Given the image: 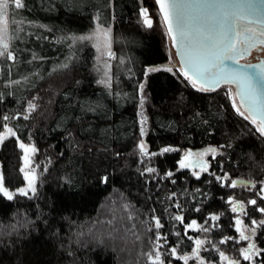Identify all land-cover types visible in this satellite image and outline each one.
<instances>
[{"label":"trees","instance_id":"trees-1","mask_svg":"<svg viewBox=\"0 0 264 264\" xmlns=\"http://www.w3.org/2000/svg\"><path fill=\"white\" fill-rule=\"evenodd\" d=\"M23 3L7 15L15 59L0 56V131L9 123L16 133L0 144V170L5 187L25 183L21 139L35 146L39 176L34 194L0 193V264H152L155 251L185 264L171 249L193 255L202 237L206 262L189 264H220V253L264 264V135L234 108L226 84L202 91L181 73L150 71L169 60L156 1ZM96 24L111 29L106 83L91 41L78 39ZM204 148L215 149L207 171L180 167L183 151ZM237 178L252 183L232 187ZM229 198L245 204L243 217ZM237 217L255 227L253 263L239 252L247 241L237 240Z\"/></svg>","mask_w":264,"mask_h":264},{"label":"water","instance_id":"water-1","mask_svg":"<svg viewBox=\"0 0 264 264\" xmlns=\"http://www.w3.org/2000/svg\"><path fill=\"white\" fill-rule=\"evenodd\" d=\"M155 1L157 3V0ZM168 2L171 3L172 0H168ZM175 2L180 5L177 11L183 23V36L178 31L176 19L171 12L169 16L172 32L169 34V24L164 21V13L161 11L160 4L157 3V6L183 72L193 75L191 65L196 62H203L211 65L213 71L217 69L226 70L237 76L245 73L256 74V95L260 103L264 105V80H261L259 75L264 72V59L254 62L241 61L257 45H264L262 43L264 36L260 35L261 32H264V0H175ZM224 4L237 7H213L214 5ZM248 4L255 6L254 14H247L246 6ZM241 13L245 15V18L234 19L233 14ZM246 28L254 29V33H246L252 38L244 44H237V47L243 53L237 58L239 63L235 60H224V49L220 41L228 37L235 39L236 31L244 32ZM173 37L176 38L175 43L173 42ZM249 65L254 67L250 68L248 67ZM197 83L207 88L217 87L211 82L204 83L198 80ZM224 83L229 82L221 81L219 85ZM229 84L233 85L234 94L240 109L251 120L255 119L260 127V115L249 111V99L246 95L245 83L239 79H231ZM187 153L192 154L190 157L195 154V152L193 153L190 150ZM185 156H183V159ZM193 157L189 168L201 169L205 165L207 167L205 159ZM234 180L237 181L236 185L249 184L248 180L245 179L237 178Z\"/></svg>","mask_w":264,"mask_h":264},{"label":"snow or ice","instance_id":"snow-or-ice-1","mask_svg":"<svg viewBox=\"0 0 264 264\" xmlns=\"http://www.w3.org/2000/svg\"><path fill=\"white\" fill-rule=\"evenodd\" d=\"M157 3L160 4L161 6V11L164 13V21L166 24H169V34H171L172 32V27L170 24V12L171 14L175 17L176 19V25H177V29L180 32L181 36H183L184 32H183V23L181 21V18L178 14V8L180 7V5H178L175 0H172L171 3L168 2V0H157ZM15 7V9H21L24 7V3L23 0H0V56H7L8 60H14V56L13 53L11 51H9V44L7 42L4 41V34L7 32V23H6V17L8 15V10L11 6ZM213 7H224V8H228V7H237L235 5H214ZM246 11L247 14L251 15L254 14L255 12V6L252 4H248L246 6ZM141 15L146 17V11L142 10L141 11ZM234 15V19L239 20V19H243L245 18V15L243 13L241 14H233ZM145 23L148 24V26H151V21L148 20L147 18H145ZM98 31L102 32L103 35L106 37L108 35V30H104V29H100L98 26ZM246 33H254V29L251 28H246L244 32H240V31H236V35H235V39L228 37L226 39H222L220 41V44L222 45L223 49H224V56L223 59L224 60H235L237 63H239V60L237 59L239 56H241L243 53L240 51V49L237 47V44H244L246 42H248L252 37L246 35ZM261 36H264V32L260 33ZM90 37H79L78 39H89ZM175 37H173V42L175 43ZM262 43H264V41H262ZM248 67H254L252 65H249ZM191 70L193 72V75H189L188 72H185L184 75L193 82V86H196L198 80L199 81H203L204 83H208L211 82L217 86H219L221 81H225V82H231V79H239L240 81H243L246 85V95L249 99V111L250 112H256L260 115V127H259V132L261 133V135H264V105H262L260 103V101L258 100V97L256 95V74H241L239 76H237L236 74H233L231 72H228L226 70H220L217 69L215 71L212 70V66L203 62H196L193 63L191 65ZM150 71H155V69H150ZM260 79L264 80V72L260 73ZM195 77V78H194ZM231 77V79H230ZM15 83H19V81H15ZM101 83H105V81H101ZM143 87V85H141V88ZM202 91H207V88L201 87ZM235 107V104L233 105ZM35 105L31 104L29 105V108L32 109L34 108ZM238 112L240 111L239 108L236 109ZM241 115H243V113H240ZM27 118V117H25ZM5 120L8 119V117H4ZM254 124L256 123V120L253 119L252 121ZM143 132V129L141 130ZM7 132L9 135H15V133L12 131V129L8 128ZM4 137L0 136V140H3ZM20 147L23 148L25 150V164H28V157L27 154L29 152H35V148H27L25 147V145L23 143L20 144ZM141 150V152L145 155H147V150L145 148V146L143 145V143H141L138 146ZM163 151L167 152L170 151V149L165 148L163 149ZM211 151L213 153H215V149H206L205 152L203 153H199L198 155L203 156L204 154H206V152ZM152 155H155V153H152ZM192 154L191 153H187L185 158L183 160L180 161V167L181 168H186L189 166V164L186 162L188 157H190ZM202 171H207V167L202 166L201 167ZM21 171H24V169L22 168ZM147 172H154L155 169L152 168H148L146 169ZM35 170H32V175H29V173L25 172V178L28 181L27 184V188H20L17 190L19 195H23V196H27L28 195V190H30L33 194L36 192V188H35V180L36 177L34 175ZM167 175H171V173H168ZM198 175V174H197ZM226 178V174L224 177H217V179H225ZM249 184H251V181H248ZM237 184V181L233 180L231 182V186L235 187ZM260 192H264V187H262L260 189ZM0 193L3 194V196L7 197L8 200H12L13 199V193L10 192L3 184V180L2 178H0ZM257 195H259V193H257ZM229 201L233 204L232 207V211L236 212L237 211V204L235 201L232 200V198H229ZM249 204L255 205L256 204V200H249L248 201ZM260 212H264V208H260L259 209ZM131 218V217H129ZM154 220H156V228H160V222L158 219H156L155 217H153ZM176 220H181L182 217L180 216H176L175 217ZM211 219L216 220L218 219V217L216 216H212ZM252 223L255 225L257 222L256 221H252ZM236 224H237V231L241 232L240 235V239L241 240H247L249 239L248 235H245L243 231H241L240 225L242 224V221L239 219V217H237L236 219ZM261 225H264V221L260 222ZM196 221H192L191 224L187 225V227L191 228V227H196ZM203 231H208L207 228H203ZM254 231V230H253ZM159 239V237H158ZM224 241H221V243H223ZM203 242L200 240L196 241V245L197 248H199V246L202 244ZM157 247H159V245H157ZM254 248L253 244H249L247 249H241V255L243 256L244 260H250L251 256H250V250H252ZM197 252V249H193V255H195ZM171 253L172 255L176 254V249L172 248L171 249ZM221 259H227L223 253H220ZM148 259L152 262V264H163V261L161 260V253L159 251H155V254L153 256L152 253L148 254ZM180 259L185 260V262H187L188 257L186 256H182L180 257ZM229 264H239V261H229Z\"/></svg>","mask_w":264,"mask_h":264},{"label":"rangeland","instance_id":"rangeland-1","mask_svg":"<svg viewBox=\"0 0 264 264\" xmlns=\"http://www.w3.org/2000/svg\"><path fill=\"white\" fill-rule=\"evenodd\" d=\"M142 10H145V8H142ZM141 11H140V17L142 18V20L144 21L145 23V18H147L148 20H150L152 22V19L148 16V13L146 11V17L141 15ZM6 23H7V32L4 34V41L7 42L10 46V39H9V33H8V17H6ZM146 24V23H145ZM148 25V24H147ZM98 26L100 29H104V30H108V35L105 37L103 35L102 32L98 31ZM110 28L108 27H104V26H101V25H98L96 24L95 26L92 27V29L88 32V34L86 35V37H90L89 40L91 41L92 45L94 46V49H95V64H96V69H97V72H98V76H100V79L101 81H105V83L109 80V72H110V68H111V59L113 57V52H112V49H111V44H110ZM168 46H169V60L166 64H161V65H158L154 68H151V69H158V68H164V69H167L169 71H172V72H177V73H180L182 70H181V67L179 65V62H178V59L176 57V54H175V51L170 43V40L168 42ZM2 50V49H0ZM10 51V49H9ZM254 57V53L252 52L251 53V56L250 58L253 59ZM198 89H201L199 86H194ZM226 90L229 94V97L231 99V102L232 104L234 105L235 104V109L239 108V112L243 113L244 112L240 109V107L238 106V103H237V100H236V97H235V94H234V90L232 88V86L230 85H226ZM145 121H146V118L144 117L142 111H140V122H141V125H142V129H144V125H145ZM257 128L259 129V124L258 123H255ZM10 128L12 129V131L15 133V130L12 128V126L9 124V123H5L4 124V127L3 129L0 131V136H3L4 139L8 136H10L7 132V129ZM16 135V133H15ZM3 139V140H4ZM3 140H0V144ZM19 141V145L21 143H23L25 145V147L27 148H35V146L32 144V143H29V142H24L22 141L21 139H18ZM141 144V143H140ZM144 145V143H143ZM145 146V145H144ZM146 150H147V147L145 146ZM22 151H23V154H22V168L24 169L23 173H24V177H25V172L29 173V175H32V170L34 169L35 172H34V175L36 177V180H35V184H36V181L38 179V170H37V165L35 164L34 162V159H33V155H34V152H29L27 154V157H28V164L26 165L25 164V150L23 148H21ZM206 149H213V148H204L202 149L199 153H203L205 152ZM148 153V151H147ZM198 153V154H199ZM185 154V151L182 152V155ZM197 154V155H198ZM215 153L211 152V151H208L206 152V154H204L203 156H200L198 155L200 158H204L206 160L209 161V158L210 156L214 155ZM149 156H151L150 153H148L147 155L143 154V157L144 158H148ZM188 170H191L192 172H201L200 169L198 168H188ZM0 178H2V174H1V170H0ZM3 180V179H2ZM27 184H28V181L26 180L25 178V183L17 188H14V189H10V188H7L10 192L13 193V195L15 193H18L17 190L20 189V188H27ZM28 193H32L30 190H28ZM240 204V208L238 210V212H240L241 210H243L245 208V204L244 203H239ZM240 217H243L245 215V211L243 212H240ZM243 219V218H242ZM242 221V224L240 225V228H241V231L244 232L245 235H248L249 236V239L247 240H244L246 243L243 245H241L240 249H239V252L241 254V249H247L248 248V243H252L254 245V248L252 250H250V256H251V259L249 260L250 262H254L255 261V258L257 257V254H258V251H259V247L254 243V238H253V235L255 233L254 230V226L252 225H248L244 219L241 220ZM238 232V237H237V240H241L240 239V235H241V232L240 231H237ZM202 241L203 243L199 246L198 248V253H196L195 255H186V257H188L187 259V262H185V260H183L185 262V264H189V259H191L192 257H194L198 262H206L205 259L200 256L199 252L201 250V248L203 247L204 245V241H205V238L202 237V239L200 240ZM224 254V253H223ZM176 256H180L182 257V255H178L177 253L175 254ZM173 255V256H175ZM224 256L227 258V259H221V256L220 257V264H229V261H239L240 263V258H238L236 256L235 253H232L231 254H224ZM162 258V257H161ZM162 260V259H161ZM163 264H168V263H164Z\"/></svg>","mask_w":264,"mask_h":264},{"label":"flooded vegetation","instance_id":"flooded-vegetation-1","mask_svg":"<svg viewBox=\"0 0 264 264\" xmlns=\"http://www.w3.org/2000/svg\"><path fill=\"white\" fill-rule=\"evenodd\" d=\"M254 53V57H253V59H251L250 58V56H251V53ZM260 59H264V45H257L255 48H253L251 51H250V53H249V55L248 56H246V57H243L242 59H241V61H245V62H254V61H258V60H260ZM179 62V61H178ZM179 65H180V63H179ZM180 67H181V65H180ZM181 70H182V67H181ZM181 74H183L184 75V72H183V70L180 72ZM185 76V75H184ZM197 84H199V85H202V84H200V83H197ZM230 85V86H232V88H233V85L232 84H229V83H224V84H221V85ZM221 85H219V86H221ZM202 86H204V85H202ZM218 86V87H219ZM226 87V86H225ZM217 88V87H216ZM234 89V88H233ZM244 114H245V116L247 117V118H249L248 116H247V114L244 112ZM250 119V118H249ZM251 120V119H250ZM251 121H253V120H251ZM202 149H197V150H195V151H192L193 153L195 152V154H193V156H195V158H200L197 154L201 151ZM185 156V155H184ZM192 156V157H193ZM192 157H190V158H188L187 159V163L189 164V166L191 165V163H192V159L194 158H192ZM202 159H204V158H202ZM181 160H183V156H182V159ZM206 160V159H205ZM206 162H207V168H208V165H209V161L208 160H206ZM189 166L188 167H186V169H188L189 168ZM191 168V167H190ZM199 169V168H198ZM201 170V169H200ZM239 204V203H238ZM239 208H240V205H237V212H238V210H239Z\"/></svg>","mask_w":264,"mask_h":264},{"label":"bare ground","instance_id":"bare-ground-1","mask_svg":"<svg viewBox=\"0 0 264 264\" xmlns=\"http://www.w3.org/2000/svg\"><path fill=\"white\" fill-rule=\"evenodd\" d=\"M199 85V84H198ZM202 86V85H201ZM202 87H204V88H207V87H205V86H202ZM218 87V86H217ZM214 88H216V87H214ZM214 88H207V89H214Z\"/></svg>","mask_w":264,"mask_h":264}]
</instances>
